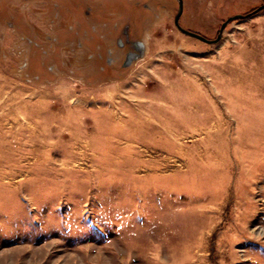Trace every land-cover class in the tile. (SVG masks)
Segmentation results:
<instances>
[{
    "label": "rangeland",
    "instance_id": "rangeland-1",
    "mask_svg": "<svg viewBox=\"0 0 264 264\" xmlns=\"http://www.w3.org/2000/svg\"><path fill=\"white\" fill-rule=\"evenodd\" d=\"M182 1L0 0V264H264V0Z\"/></svg>",
    "mask_w": 264,
    "mask_h": 264
},
{
    "label": "water",
    "instance_id": "water-1",
    "mask_svg": "<svg viewBox=\"0 0 264 264\" xmlns=\"http://www.w3.org/2000/svg\"><path fill=\"white\" fill-rule=\"evenodd\" d=\"M176 1L178 2V4H177V5H178V11H177L176 15L173 17V18H174V26H175V27L177 28V30H179L181 33H183L184 35H187V37L190 36V37H192V38L198 39V40H200L201 42H204V43H207V44H214V43H217L218 40L221 39V35H222V33H223L225 27H226L230 22L235 21V20H237V19H243V18L249 16V15H247V16L235 15V16H232V17L228 18L225 22L222 23L221 27L219 28L218 35H217L216 39L213 40V41H210V40H207V39H205L204 37L200 36V35L197 34V33H194V32L188 31V30H184V29L179 25V19H180L179 17H181L182 12H183V5H182V4H183V1H182V0H176ZM263 7H264V6H263ZM263 7H260L259 9H262ZM142 48H143L142 45L138 46V50H139V52H142ZM133 57H134V58H138V56L129 55V56L126 57V58H127V62H129V61L131 60V58H133Z\"/></svg>",
    "mask_w": 264,
    "mask_h": 264
},
{
    "label": "flooded vegetation",
    "instance_id": "flooded-vegetation-1",
    "mask_svg": "<svg viewBox=\"0 0 264 264\" xmlns=\"http://www.w3.org/2000/svg\"><path fill=\"white\" fill-rule=\"evenodd\" d=\"M129 38V37H128ZM127 41V43L128 44H130V45H132V48L128 51V52H126V54L124 55V57H122L123 58V61H122V67H127L133 60H135V59H137V58H131V60L129 61V62H127V56H129V55H134V56H138V54H139V50H138V46H140L141 44H140V42H138V41H132V40H130V39H127L126 40Z\"/></svg>",
    "mask_w": 264,
    "mask_h": 264
},
{
    "label": "bare ground",
    "instance_id": "bare-ground-1",
    "mask_svg": "<svg viewBox=\"0 0 264 264\" xmlns=\"http://www.w3.org/2000/svg\"><path fill=\"white\" fill-rule=\"evenodd\" d=\"M209 153V152H208Z\"/></svg>",
    "mask_w": 264,
    "mask_h": 264
}]
</instances>
